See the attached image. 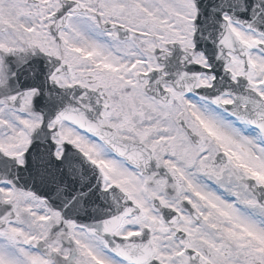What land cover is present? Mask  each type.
<instances>
[{
	"label": "snow or ice",
	"instance_id": "1",
	"mask_svg": "<svg viewBox=\"0 0 264 264\" xmlns=\"http://www.w3.org/2000/svg\"><path fill=\"white\" fill-rule=\"evenodd\" d=\"M0 264H264V0H0Z\"/></svg>",
	"mask_w": 264,
	"mask_h": 264
}]
</instances>
